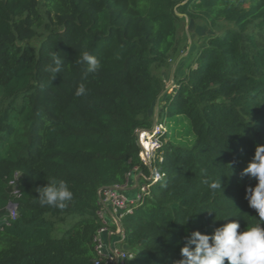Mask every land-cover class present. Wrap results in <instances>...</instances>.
I'll list each match as a JSON object with an SVG mask.
<instances>
[{"label":"trees","instance_id":"16d2710c","mask_svg":"<svg viewBox=\"0 0 264 264\" xmlns=\"http://www.w3.org/2000/svg\"><path fill=\"white\" fill-rule=\"evenodd\" d=\"M180 15L212 32L162 96L158 121L184 116L192 139L172 141L166 127L163 176L120 221L134 251L126 264H177L186 235H210L226 217L238 231L261 224L245 198L257 181L242 172L264 145V0H0V264H93L99 190L134 167L148 174L134 131L152 126L161 72L182 51ZM85 51L101 62L95 74ZM53 53L63 61L54 80ZM51 179L74 193L64 209L37 199Z\"/></svg>","mask_w":264,"mask_h":264},{"label":"clouds","instance_id":"9594fccd","mask_svg":"<svg viewBox=\"0 0 264 264\" xmlns=\"http://www.w3.org/2000/svg\"><path fill=\"white\" fill-rule=\"evenodd\" d=\"M54 65L49 66L52 80L61 71L63 61L53 53ZM87 65L86 72L95 74L101 69L98 58L85 51L80 58ZM74 95H86L85 84H79ZM257 181L255 187L246 189V199L251 208L258 213L261 224L248 227L243 231L240 224L231 217L229 221L217 227L212 234L192 231L184 237V246L180 249L181 259L177 264H264V145H258L251 161L243 169L242 176ZM212 187L222 188L221 182ZM41 206L64 209L73 200L74 193L63 179H51L45 187L37 189Z\"/></svg>","mask_w":264,"mask_h":264},{"label":"built area","instance_id":"2783aa9c","mask_svg":"<svg viewBox=\"0 0 264 264\" xmlns=\"http://www.w3.org/2000/svg\"><path fill=\"white\" fill-rule=\"evenodd\" d=\"M167 131L164 122L158 119L150 128L135 129V142L139 148L138 157L142 165L148 169V174L143 173L142 181L137 187L135 197L127 198L122 190L125 184L113 185L99 190V208L97 219L99 226L93 235L94 252L93 264H126L134 257V251L130 250L125 243V231L120 224L122 217L134 210L135 204L141 197L147 194L150 183L159 180L163 174L158 165L162 162L161 146L162 136ZM137 167H134L136 169ZM18 173L8 181L13 197L19 196V189L16 188ZM16 204L10 201L8 209L11 217L15 216ZM112 214V224L106 218V213ZM112 237H114L112 239Z\"/></svg>","mask_w":264,"mask_h":264},{"label":"rangeland","instance_id":"374dc122","mask_svg":"<svg viewBox=\"0 0 264 264\" xmlns=\"http://www.w3.org/2000/svg\"><path fill=\"white\" fill-rule=\"evenodd\" d=\"M179 21V34L181 37L182 51L177 57L178 63H181L180 73H185V65L189 60V55L195 50L198 43L208 34L212 32L206 23L202 20H189L187 17L180 15ZM176 59V60H177ZM175 60L171 62L173 65ZM170 73L168 67L167 74ZM174 83V82H173ZM173 83L170 80H166L165 85L167 86L166 91L169 92ZM165 120V121H164ZM166 124L169 132V139L174 140L177 143H186V138L192 139V135H188V122L184 116H170L162 119ZM172 136V137H171ZM76 220V219H75ZM74 222L73 218H67L66 221L55 225L53 236L59 237L65 229L70 227Z\"/></svg>","mask_w":264,"mask_h":264},{"label":"crops","instance_id":"0c3cea01","mask_svg":"<svg viewBox=\"0 0 264 264\" xmlns=\"http://www.w3.org/2000/svg\"><path fill=\"white\" fill-rule=\"evenodd\" d=\"M178 59L175 60L174 64L171 65L169 64V68H170V73L167 74L168 71V67L165 68L162 72H161V76L163 78V80L166 82V80H170L171 83L174 82L176 77H180L182 76L184 73H180V66L181 63H178ZM167 86L165 85V90L160 94L159 98L157 99V101L155 102L152 111L150 112V116L152 119V124L155 122V120L158 119V111H159V107L161 104V100H162V96L164 95V93H166ZM142 175L143 172L142 170H139L138 168L133 169L131 171V173L128 175L127 180H126V184H125V188L122 190V193L129 199H132L135 197L136 191H137V187L138 185L141 183L142 181ZM106 218L109 221V223L112 224L111 218H112V214L107 212L106 213ZM114 237H112L113 239Z\"/></svg>","mask_w":264,"mask_h":264},{"label":"water","instance_id":"95a60500","mask_svg":"<svg viewBox=\"0 0 264 264\" xmlns=\"http://www.w3.org/2000/svg\"><path fill=\"white\" fill-rule=\"evenodd\" d=\"M156 121V120H155Z\"/></svg>","mask_w":264,"mask_h":264}]
</instances>
